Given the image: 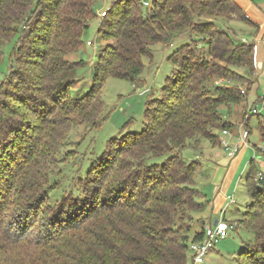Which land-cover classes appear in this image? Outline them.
<instances>
[{"label":"trees","instance_id":"obj_1","mask_svg":"<svg viewBox=\"0 0 264 264\" xmlns=\"http://www.w3.org/2000/svg\"><path fill=\"white\" fill-rule=\"evenodd\" d=\"M98 1L0 0V60L10 44L0 81V264H188L190 243L203 235L204 224H188L203 208L194 182L201 161L183 151L200 154L203 139L219 145L220 132L233 125L220 106L246 102L257 81L255 44L236 42L216 20L252 21L234 0H112L101 18ZM97 16L96 33L107 43L89 89L76 97L71 88L84 61L68 55ZM180 35L188 40L169 55L171 74L160 96L147 100L142 129L56 168L68 126L104 120L105 80L135 82L151 45ZM260 134L264 141L263 125ZM258 171L250 159L244 183L251 203L234 222L253 239L236 264H264Z\"/></svg>","mask_w":264,"mask_h":264},{"label":"rangeland","instance_id":"obj_2","mask_svg":"<svg viewBox=\"0 0 264 264\" xmlns=\"http://www.w3.org/2000/svg\"><path fill=\"white\" fill-rule=\"evenodd\" d=\"M139 1L141 3L147 1L150 5L152 0ZM111 2L112 0H99L97 3V14L101 10L107 9ZM202 18L211 20L213 17L202 16ZM98 21L99 17L97 16L96 19L89 23V27L82 35L83 43L80 48L68 55L70 61L79 59L84 61V64L77 68V79L71 88L72 95L76 97L82 96L89 89L97 53L107 43V41L101 40L96 33ZM216 21L220 26L229 29L236 42L254 41V28L249 23L240 19H221ZM187 40L186 35H180L169 45L162 42L152 44L150 47L152 55L141 57L144 68L135 82L108 77L101 89L104 120H102L100 126L97 120H90V125L72 124L68 126V130L61 139L60 149L56 152V168H61L63 164L69 161L75 162L73 158L83 159L98 156L109 139L120 137L127 132H139L145 120L144 110L147 100L160 96L164 80L166 76L171 74L173 65L168 59L169 55ZM86 41H90L91 45H87ZM9 45L4 47L1 55L0 81L3 79L9 65ZM256 48L257 58L262 60L264 64V41L257 42ZM238 70L242 74L247 73V68H239ZM256 74H258V83L255 82L253 89L251 88L252 91L251 93L249 92L246 102L220 106L224 119L233 123L231 127L233 131L236 130V133H238L239 129L247 131V141L242 144L244 145L242 148H245L240 149L244 152L243 160L235 168V171L227 174L231 157L226 155V150L222 147L220 139H226L231 142V137L229 138L222 132L219 134V145L212 146L207 140L203 139L201 141L200 154L197 153V155L190 149L183 151L184 158L197 157L201 161V169L195 174L194 182L196 189L199 190L196 196L197 206H203V208L192 212V218L188 222L192 230L206 224L205 218L211 211L210 199L211 201L213 200L212 206L216 207L219 202H214V198L217 197L218 193L221 194L223 191L225 196L229 195L232 198L231 201L228 198L227 203L225 201L221 203V207L225 211V217L228 219L226 220L232 224L233 229L228 231L227 237L215 244L214 250L208 253L203 264H236L235 257L238 250L253 239V233L243 225L234 222V219L241 218L242 213L247 210L251 203L244 183L250 159L253 158L255 160L258 172H263L264 174V158L260 151V148L264 146V141L260 134V125H263L264 128V121L256 115L249 117L247 111L252 106L257 94L260 95L264 92V67L257 68ZM262 115L264 116V111ZM246 120H248L247 123H245ZM260 120H262L261 123ZM67 152L69 157L67 158L66 156L62 159L61 157ZM73 168L76 170L75 166ZM257 177L258 175H255V178Z\"/></svg>","mask_w":264,"mask_h":264},{"label":"crops","instance_id":"obj_3","mask_svg":"<svg viewBox=\"0 0 264 264\" xmlns=\"http://www.w3.org/2000/svg\"><path fill=\"white\" fill-rule=\"evenodd\" d=\"M234 1L244 11L245 15L252 21V23H249V24L254 28V31H253L254 41L253 42L255 44L254 45L255 68L257 67V63L260 64L261 68H263L264 67L263 61L257 58L256 43L259 41L260 42L264 41V0H234ZM256 69H255L254 75H255V78L257 79L256 83H258V74H256ZM254 85L255 83L252 85V89ZM251 91L252 90H250V93ZM227 131L229 132L228 135L227 134H224V135L228 136L229 138L231 137V142H229L231 144V147H230V150H231V148L236 147L238 144L240 145V142H241L240 135H242L245 132V130L239 129L238 133H236L235 132L236 130L233 131L232 128H230V129H227ZM242 146L244 145L241 144V146H238L237 148H235V151L234 152L232 151L231 155L229 156L231 157V159L229 160L230 164L227 170V174H229L230 172L233 173L235 171V168L238 166V164L243 160L244 152L243 150H240ZM227 153H228V150L226 151V155ZM227 196L229 195L225 196V193L223 191L221 194L218 193L217 197L214 198V202H217V201L219 202V204H216V207L212 206L213 200L211 201L210 199L211 211H209L208 216H206L205 223H212L220 215L223 216L224 219H227L225 217V211L223 210V207H221L222 205L221 203H223L224 201L226 203L228 202ZM204 260L203 262L198 263V264H203ZM188 263L191 264L190 259Z\"/></svg>","mask_w":264,"mask_h":264},{"label":"built area","instance_id":"obj_4","mask_svg":"<svg viewBox=\"0 0 264 264\" xmlns=\"http://www.w3.org/2000/svg\"><path fill=\"white\" fill-rule=\"evenodd\" d=\"M144 6H149V2L144 1ZM105 10H101L99 12V17L105 15ZM87 45H90L91 42L87 41ZM257 68L260 69V64L257 63ZM248 116L253 115H262L264 111V92L263 94L258 95L257 100H255L248 109ZM247 118V116H246ZM223 134H228L229 132L227 130L221 131ZM241 143L238 144L236 147L231 148V144L226 139H220L222 147L227 151V156H230L232 151H235V148L238 146H241V144L246 143L247 141V131H245L242 135H240ZM260 151L262 153V156L264 157V146L260 148ZM258 178H262V173H258ZM230 198V201L232 198L230 196H227V199ZM230 229H233L232 224H229L223 217L219 216L216 218L215 223H206L203 225V235L200 239L192 241L189 245V250L191 253V264H198L203 262L206 255L214 248L215 244L228 236V231Z\"/></svg>","mask_w":264,"mask_h":264},{"label":"water","instance_id":"obj_5","mask_svg":"<svg viewBox=\"0 0 264 264\" xmlns=\"http://www.w3.org/2000/svg\"><path fill=\"white\" fill-rule=\"evenodd\" d=\"M216 222V219L213 221V223H215Z\"/></svg>","mask_w":264,"mask_h":264}]
</instances>
